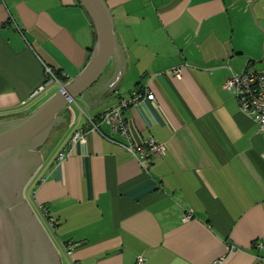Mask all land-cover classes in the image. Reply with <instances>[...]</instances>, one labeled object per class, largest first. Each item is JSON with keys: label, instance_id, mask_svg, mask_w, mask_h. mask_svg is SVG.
<instances>
[{"label": "crops", "instance_id": "0c3cea01", "mask_svg": "<svg viewBox=\"0 0 264 264\" xmlns=\"http://www.w3.org/2000/svg\"><path fill=\"white\" fill-rule=\"evenodd\" d=\"M105 2L121 45L120 77L111 72L61 113L54 151L41 153L25 190L52 221L67 262L264 264V133L224 88L228 67L264 68V0ZM94 42L79 0H0V120L29 115L76 77ZM45 67L64 83L30 99ZM143 85L155 101L142 99L124 116L135 147L151 137L165 149L148 169L138 152L97 133L70 147L85 115L96 119Z\"/></svg>", "mask_w": 264, "mask_h": 264}, {"label": "water", "instance_id": "95a60500", "mask_svg": "<svg viewBox=\"0 0 264 264\" xmlns=\"http://www.w3.org/2000/svg\"><path fill=\"white\" fill-rule=\"evenodd\" d=\"M79 2L95 31L86 66L29 115L0 120V264H62L25 190L41 166L42 147L64 122L61 113L83 101L111 72L120 77L122 51L111 10L105 0Z\"/></svg>", "mask_w": 264, "mask_h": 264}, {"label": "built area", "instance_id": "2783aa9c", "mask_svg": "<svg viewBox=\"0 0 264 264\" xmlns=\"http://www.w3.org/2000/svg\"><path fill=\"white\" fill-rule=\"evenodd\" d=\"M228 69L230 75L224 83V88L233 93L239 112L250 117L257 125L259 131L264 133V68L260 71L248 70L242 73H235L229 67ZM44 70L46 80L43 85L31 94L30 99L38 96L46 86L59 84L51 68L45 67ZM142 99H147L152 102L155 101L154 95L149 91L148 85H143L127 97H120L115 105L102 112L96 119L85 115L86 121L84 126L76 130L69 140L70 147L75 145V143L85 145L87 135L89 133H97L133 156L138 152L141 167L148 169L152 159L164 155L165 149L163 145L158 144L151 137L144 140L141 146L135 147L129 134L128 123L124 116V111L127 108L137 104ZM101 125L107 126L112 136L104 135L100 130ZM114 135L122 137L125 143L114 139ZM69 153V150L60 152L56 157V161L59 163L64 162L69 156ZM41 210L43 213H46L43 207H41ZM190 217L191 215L187 214L183 218V221L188 220ZM48 222L50 225L52 224V221L49 220ZM65 250L67 255L72 254L71 246H67ZM145 261V258L142 256L136 258V264H144Z\"/></svg>", "mask_w": 264, "mask_h": 264}, {"label": "rangeland", "instance_id": "374dc122", "mask_svg": "<svg viewBox=\"0 0 264 264\" xmlns=\"http://www.w3.org/2000/svg\"><path fill=\"white\" fill-rule=\"evenodd\" d=\"M52 89H58V85L54 84ZM59 90V89H58ZM40 105V104H39ZM71 109L75 110V104H70ZM56 131H53L49 137V141H47V143L42 147L41 149V153H46V151L49 149H52V147L54 146L55 141H53L56 136ZM52 151H54V149H52ZM25 197L28 201V203L30 204V206L32 207L33 211L35 212L36 216L38 217L39 221L41 222L42 226L44 227L45 231L47 232L48 236L50 237L51 241L53 242V244L55 245L56 249L58 250V253L60 254L61 257V261L62 264H69L67 262L66 256L62 251V248L56 238V235L54 234V232L51 230V228L49 227L46 218L44 219L43 215L40 213V211L36 208L35 204L33 203L29 191L27 190L25 192Z\"/></svg>", "mask_w": 264, "mask_h": 264}, {"label": "trees", "instance_id": "16d2710c", "mask_svg": "<svg viewBox=\"0 0 264 264\" xmlns=\"http://www.w3.org/2000/svg\"><path fill=\"white\" fill-rule=\"evenodd\" d=\"M54 73H55V76L57 77V79L60 81V83L63 84L64 81L61 79L59 73H57L56 71H54ZM48 141H49V140H48ZM45 210H46V209H45ZM46 218H47V221H49V218H48V217H46Z\"/></svg>", "mask_w": 264, "mask_h": 264}]
</instances>
